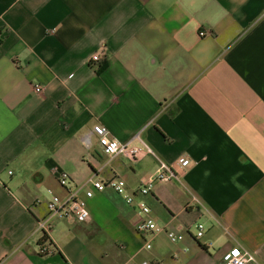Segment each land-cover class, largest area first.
Returning <instances> with one entry per match:
<instances>
[{
    "label": "crops",
    "instance_id": "obj_1",
    "mask_svg": "<svg viewBox=\"0 0 264 264\" xmlns=\"http://www.w3.org/2000/svg\"><path fill=\"white\" fill-rule=\"evenodd\" d=\"M96 124L144 150L141 132L178 177L140 194L157 158L87 147ZM61 172L123 178L136 200L95 191L42 254ZM140 200L185 238L138 232ZM236 247L264 264V0H0V264H224Z\"/></svg>",
    "mask_w": 264,
    "mask_h": 264
},
{
    "label": "built area",
    "instance_id": "obj_2",
    "mask_svg": "<svg viewBox=\"0 0 264 264\" xmlns=\"http://www.w3.org/2000/svg\"><path fill=\"white\" fill-rule=\"evenodd\" d=\"M206 31H200L203 36ZM94 61L99 60V55H93ZM36 91H42L40 85L35 86ZM96 137L103 152L110 156L116 157L120 154H127L133 159H139L143 152L154 155L158 160V167L154 173L145 181L138 192L146 195L150 192L151 186L155 181H169L172 178H177L178 173L174 170L173 166L163 161L156 154L154 149L141 138V132L135 135L144 144V150L137 146H133L128 142H122L113 137L110 129L103 124L94 125L93 129L84 137V143L87 147L93 145V137ZM189 159L181 157L178 159L180 167L184 168L189 165ZM59 183L65 187L68 192L66 196L62 197L56 193L50 192L51 197L47 203V213L43 217L37 219L36 229L42 234L39 250L42 254L51 253V236L50 232L56 221L58 220H71L75 222H85L90 218V211L87 205V198L93 197L95 191H104L107 187L113 188L118 194L122 195L127 203H134L136 200V193L128 190L127 183L123 178L115 177L109 180H101L97 177H91L81 188L71 189V178L66 172H61L58 175ZM85 189V197L80 196V189ZM198 201L197 198H195ZM199 202V201H198ZM140 213L143 215L141 220L137 223L136 229L140 233H152L154 235L165 233L172 242H180L185 238L183 233L167 229L160 226L155 218L152 216V209L144 201L138 202ZM197 237H201L204 233L205 225L202 222L196 224ZM146 247L152 248L151 242L147 241ZM224 264H249L257 263L256 255L246 247H236L230 249L223 254ZM142 264H160L157 261H143Z\"/></svg>",
    "mask_w": 264,
    "mask_h": 264
},
{
    "label": "trees",
    "instance_id": "obj_3",
    "mask_svg": "<svg viewBox=\"0 0 264 264\" xmlns=\"http://www.w3.org/2000/svg\"><path fill=\"white\" fill-rule=\"evenodd\" d=\"M105 67V65L101 66L100 69L102 70Z\"/></svg>",
    "mask_w": 264,
    "mask_h": 264
}]
</instances>
